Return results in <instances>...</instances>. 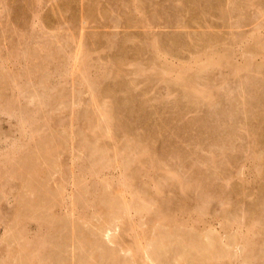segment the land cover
I'll use <instances>...</instances> for the list:
<instances>
[{"label":"rangeland","instance_id":"obj_1","mask_svg":"<svg viewBox=\"0 0 264 264\" xmlns=\"http://www.w3.org/2000/svg\"><path fill=\"white\" fill-rule=\"evenodd\" d=\"M263 4L0 0V264H264Z\"/></svg>","mask_w":264,"mask_h":264},{"label":"bare ground","instance_id":"obj_2","mask_svg":"<svg viewBox=\"0 0 264 264\" xmlns=\"http://www.w3.org/2000/svg\"><path fill=\"white\" fill-rule=\"evenodd\" d=\"M226 1H231V0H226ZM237 1V0H236ZM250 1V7L252 8V12L254 11V12H257V11H262V7H261V5H262V3H264V0H249ZM239 2V1H238ZM261 4V5H260ZM264 5V4H263ZM233 8V7H232ZM233 10V9H232ZM236 11V10H235ZM250 12V11H249ZM232 13H234V12H232ZM239 13V12H238ZM262 13H264V12H262ZM256 14V13H255ZM252 17H254V16H252ZM244 21V20H243ZM250 22V21H249ZM241 23V22H240ZM246 23V22H245ZM257 26V25H256ZM253 30V29H252ZM262 31L263 30H257V32L258 33H262ZM241 32V31H240ZM239 34H242V32L241 33H239ZM238 39V38H237ZM243 39V38H242ZM257 40V39H256ZM254 45V44H253ZM229 49V48H228ZM253 51V50H252ZM253 67V66H252ZM255 69V68H254ZM264 74V73H263ZM35 99V98H34ZM212 103V102H211ZM226 115H227V113H226ZM242 115V114H241ZM234 117H235V115H234ZM253 126V125H252ZM234 127V126H233ZM261 133V132H260ZM264 135V134H263ZM262 140V139H261ZM227 143V142H226ZM51 154V153H50ZM259 157V156H258ZM262 185V184H261ZM262 189H264V188H262ZM201 212V211H200ZM204 212V211H203Z\"/></svg>","mask_w":264,"mask_h":264}]
</instances>
